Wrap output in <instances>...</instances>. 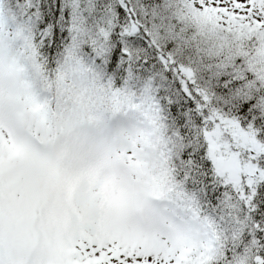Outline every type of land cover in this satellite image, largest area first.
Masks as SVG:
<instances>
[{"label": "snow or ice", "instance_id": "snow-or-ice-1", "mask_svg": "<svg viewBox=\"0 0 264 264\" xmlns=\"http://www.w3.org/2000/svg\"><path fill=\"white\" fill-rule=\"evenodd\" d=\"M0 264H264V0H0Z\"/></svg>", "mask_w": 264, "mask_h": 264}]
</instances>
